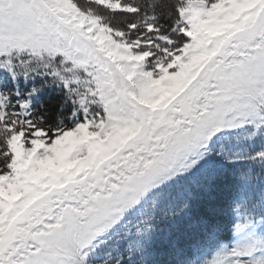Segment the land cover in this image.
Returning a JSON list of instances; mask_svg holds the SVG:
<instances>
[{
	"label": "snow or ice",
	"instance_id": "1",
	"mask_svg": "<svg viewBox=\"0 0 264 264\" xmlns=\"http://www.w3.org/2000/svg\"><path fill=\"white\" fill-rule=\"evenodd\" d=\"M0 264H264V0H0Z\"/></svg>",
	"mask_w": 264,
	"mask_h": 264
},
{
	"label": "trees",
	"instance_id": "2",
	"mask_svg": "<svg viewBox=\"0 0 264 264\" xmlns=\"http://www.w3.org/2000/svg\"><path fill=\"white\" fill-rule=\"evenodd\" d=\"M151 2H154V0H149V3H151ZM155 2L163 4V3H166V0H155ZM114 23H115V21H114Z\"/></svg>",
	"mask_w": 264,
	"mask_h": 264
}]
</instances>
